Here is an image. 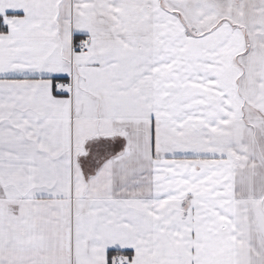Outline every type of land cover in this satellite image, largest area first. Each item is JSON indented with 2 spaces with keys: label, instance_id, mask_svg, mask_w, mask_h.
<instances>
[{
  "label": "snow or ice",
  "instance_id": "obj_1",
  "mask_svg": "<svg viewBox=\"0 0 264 264\" xmlns=\"http://www.w3.org/2000/svg\"><path fill=\"white\" fill-rule=\"evenodd\" d=\"M0 264H264V0H0Z\"/></svg>",
  "mask_w": 264,
  "mask_h": 264
}]
</instances>
